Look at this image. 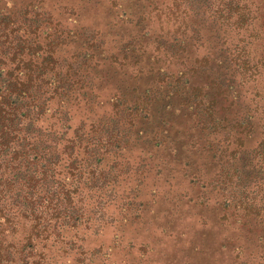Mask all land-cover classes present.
Segmentation results:
<instances>
[{
  "label": "trees",
  "instance_id": "16d2710c",
  "mask_svg": "<svg viewBox=\"0 0 264 264\" xmlns=\"http://www.w3.org/2000/svg\"><path fill=\"white\" fill-rule=\"evenodd\" d=\"M60 1L66 5L0 0V264H92L80 233L96 231L106 215L137 199L136 178L143 172L133 167L135 152L176 140L165 134L167 120L156 116L161 104L168 109L181 99L192 124L220 134L226 130L220 104L238 106L235 113L243 107L233 82L214 73L216 55L235 65L241 82L264 71V0H137L150 19L135 18L136 25L124 20L117 1L112 18L129 36L115 41L83 23L88 12L77 10L75 0ZM233 31L246 40L231 50ZM250 44L254 55L245 48ZM144 57L158 78L172 72L168 86L160 80L139 93L127 88L131 74L149 73L140 69ZM195 74L206 84L197 85ZM243 130L255 134L236 125ZM227 135L236 146L246 145L247 137ZM243 154L264 163V138ZM226 178L223 185L231 189L232 175ZM256 199L234 192L224 206L262 220L264 250V202Z\"/></svg>",
  "mask_w": 264,
  "mask_h": 264
},
{
  "label": "rangeland",
  "instance_id": "374dc122",
  "mask_svg": "<svg viewBox=\"0 0 264 264\" xmlns=\"http://www.w3.org/2000/svg\"><path fill=\"white\" fill-rule=\"evenodd\" d=\"M75 1L77 10L88 12L83 23L98 30L102 28L110 41L129 36L124 23L122 26V22L112 18L117 15L115 2L123 3L125 13L120 12L121 16L124 20L133 18L134 24L135 18L141 20L148 14L137 0H87L90 4L86 0ZM57 2L48 0L47 5L58 4V8L66 5L64 1ZM151 15L155 17L153 13ZM72 19L77 20V16ZM107 22L113 25L112 29L108 28ZM155 26H159L158 20ZM151 35L152 31L145 36L148 42ZM138 40L143 44L146 42L142 38ZM245 40L244 32L233 31L227 48L236 49L240 41ZM255 46L250 44L245 48L254 55ZM216 57L214 73L233 82L243 109L235 113L238 106L232 109L220 104L223 107L221 116L226 117L223 123L226 130L210 134L201 124H192V113L178 104L181 99L173 100L168 109L161 104L156 116L167 120L165 134L176 140L170 146L160 144L159 148L147 150L145 154L135 152L131 158L135 160L133 167L136 170L140 167L143 172L141 178H136L137 199L122 211L106 215L104 224L96 231L80 233L87 239L85 244L92 252V264H264V250L259 246L262 220L255 214L245 215L240 209L224 206V201L234 196V192L254 196L260 206L264 202V163L251 162L243 154L244 151L253 152L264 138V71L252 77L251 82H241L235 65L225 56L217 54ZM141 66L144 68L140 69L149 73L143 76L131 74L132 80L127 78L125 81L128 89H137L139 93L160 80L163 86H168V76L172 72L163 75L164 79L158 78L154 74L157 67L151 66V58L144 57ZM194 78L197 85L206 84L203 75L195 74ZM162 109L164 114H161ZM236 125L251 127L254 136L247 137L244 130L235 131ZM237 130L241 128L237 127ZM228 131L236 138L247 137L246 145L238 147L234 139H226ZM227 140L234 145H229ZM236 148L239 153L235 154L232 150ZM260 170L262 174L256 176ZM229 174L232 175L231 189H226L223 182ZM128 208L132 215H126Z\"/></svg>",
  "mask_w": 264,
  "mask_h": 264
}]
</instances>
